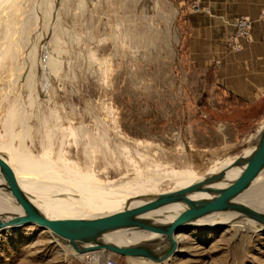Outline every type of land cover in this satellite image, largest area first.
<instances>
[{
	"label": "rangeland",
	"instance_id": "rangeland-1",
	"mask_svg": "<svg viewBox=\"0 0 264 264\" xmlns=\"http://www.w3.org/2000/svg\"><path fill=\"white\" fill-rule=\"evenodd\" d=\"M16 1L0 14V91L7 96L0 109L2 144L10 140L2 127L4 108L18 100L30 116L24 144L33 154L41 150L38 119L51 115L53 124L66 128L63 151L70 160L80 148L72 145L69 129L80 124L96 133L99 125L111 139L130 146L148 143L174 159L184 149L187 162L199 163L203 172L217 158L241 154L264 123L263 104L246 106L227 98L220 104L205 91L199 69L184 60L182 17L170 0ZM44 11L50 15L44 17ZM32 47L39 59L35 67L27 58ZM11 48L13 55L7 53ZM52 54L62 62L48 69L44 65ZM25 70L40 77L34 88L26 87ZM17 143L14 139L12 148ZM58 144L55 140L54 151ZM234 229L183 228L170 259L145 264H264V229ZM108 257L115 264H134L105 252L79 256L37 225L0 231V264H102Z\"/></svg>",
	"mask_w": 264,
	"mask_h": 264
},
{
	"label": "bare ground",
	"instance_id": "bare-ground-1",
	"mask_svg": "<svg viewBox=\"0 0 264 264\" xmlns=\"http://www.w3.org/2000/svg\"><path fill=\"white\" fill-rule=\"evenodd\" d=\"M15 1L16 0H14V2ZM40 1L43 2V0ZM12 3L13 0H0V14L4 9L10 7ZM34 7L36 10V6ZM40 7L38 6V9H40ZM43 15L45 17L50 14L44 11ZM41 17H43L42 14ZM4 21L6 20L4 19ZM38 33H40L39 30ZM4 37H2V40ZM23 37L25 36L23 35ZM36 37L39 38L40 36L37 35ZM32 39L30 38V40ZM42 44L43 46L46 45V43L45 45L44 43ZM22 45L24 44L22 43ZM16 48L18 49V47ZM13 52L14 50L12 48L7 51V53L10 55H13ZM36 55L34 48L32 47L27 56V58L30 59L31 65H34L39 61ZM8 58L10 61L12 60L15 63V58ZM61 60H59V58L57 59L53 54L51 56L49 55V59H47L45 62L47 65L44 63V66H48V69L49 67L52 68L57 64L60 65L62 62ZM31 65L28 64L27 68H30L29 66ZM12 70L17 71V69L13 68L11 71ZM28 72V77L25 73H23V75L25 74L27 77V86H25L28 87V89H31L37 86V81L40 77L37 76L38 78H36L34 74L37 73H34L32 76H30L31 74L29 75ZM7 75L10 76V73ZM39 76H41V74ZM7 80L9 79L7 78ZM15 84L17 85V83H14V85ZM2 86L4 87V85ZM39 88H41V86ZM5 92L6 91H0V109L2 108L1 104L4 101H7ZM9 101H12V99ZM28 101L30 102V100ZM29 118L30 116L25 112L18 100H14L12 103L8 104L6 108H4V113L2 115V127L4 133L10 137V140L7 139L8 142L4 141L2 144L1 140L3 138L0 136V161L11 170L17 181V184L29 201H31V203L43 216L49 219H95L117 213L125 208H133L152 200V198H154L156 195L177 191L197 183L208 176L217 174L223 169L227 168L238 156L217 158L215 163L211 165V168L205 169L203 172H201L199 170V163L190 164L187 162L188 160L185 159L186 152L184 149H181L179 156L174 159L170 152L163 151L160 148L152 149L148 143H137L133 146H130L126 143H123L114 136L111 139L107 131L105 129L99 128V125L96 129L97 132L94 133L95 131L93 132V130L78 124L74 127V129H69V135L73 140L72 145H74L76 148H80L79 155H77L75 160H70L65 157L66 155L64 156L65 151H63L64 139L67 136V131L65 130L66 128L63 129V127L61 128L53 124V118L51 115H42L40 116V119H38L40 122V128L42 129L40 131L41 150L37 154H33L31 150H29L24 144L25 140L29 138L31 133L30 130L32 128H30L28 125ZM263 130L264 123L258 128L255 134L249 137L248 144L250 145L253 143L256 135ZM14 139H16L18 142V146L12 148L11 143ZM55 140L59 142L56 151H54ZM244 151L245 149L242 152ZM177 161L181 162V164L177 165ZM241 172L242 169H233L229 171L226 174V177L222 181L216 183L213 187L218 189L228 187L239 177ZM4 185V180L0 175V220L11 219L23 214L21 207L12 197L10 192L4 188ZM263 195L264 168L252 181L250 186L244 192L233 198L231 202L247 205L252 209L264 214ZM211 197V194L208 193L193 192L187 195V200L197 205L210 199ZM187 208L188 206L186 204L178 202L148 212L141 217L148 220L152 224L169 225L174 219H176V217L186 211ZM205 227H209V229L227 227L231 229L235 228L238 231H242L243 229H255L256 231L263 229L262 226L232 210L209 213L196 220L190 221L185 226H183L184 229H199ZM7 228L9 227H4L0 229V231ZM174 240L176 242V252L178 246L177 244L179 243V234L174 236ZM99 242L102 245H113L118 247H143L150 252L157 254L166 252L171 246L168 240L162 235L135 229L117 230L104 234ZM67 245L71 247L79 256L84 255L88 257L89 255L91 256L92 254H96L98 252L112 254L106 249L101 248L93 251L77 252V248L83 249V247H86V245L79 246L74 242H68ZM172 255L169 257L171 258ZM169 257L164 261L170 259ZM127 258L133 259L134 264H145L147 262L159 263L157 261H152L143 257ZM88 261L90 262V260Z\"/></svg>",
	"mask_w": 264,
	"mask_h": 264
},
{
	"label": "water",
	"instance_id": "water-1",
	"mask_svg": "<svg viewBox=\"0 0 264 264\" xmlns=\"http://www.w3.org/2000/svg\"><path fill=\"white\" fill-rule=\"evenodd\" d=\"M264 168V130L258 133L245 151L225 169L217 174L170 193H161L152 200L133 208H125L117 213L95 219H49L43 216L23 193L11 170L0 161V175L6 188L23 214L11 219L0 220V229L4 227L16 228L26 225H37L49 230L53 237L62 242L86 245L77 252L106 249L108 252L124 257H143L152 261L163 262L175 253L176 242L174 236L178 234L188 222L196 220L213 212L232 210L243 217L255 222L264 229V214L243 204L232 203L231 200L244 192ZM233 169H242L239 177L228 187L218 189L213 187L222 181L226 174ZM193 192L211 194V198L194 204L187 200V195ZM184 203L187 210L181 213L169 225L152 224L141 216L173 203ZM135 229L162 235L171 244L170 248L162 253H152L143 247H118L102 245L99 240L104 234L117 230Z\"/></svg>",
	"mask_w": 264,
	"mask_h": 264
},
{
	"label": "crops",
	"instance_id": "crops-1",
	"mask_svg": "<svg viewBox=\"0 0 264 264\" xmlns=\"http://www.w3.org/2000/svg\"><path fill=\"white\" fill-rule=\"evenodd\" d=\"M170 1L182 17L184 60L199 69L205 91L220 104L227 98L235 104L264 105V22L259 20L264 0ZM239 17L252 22L249 42L235 37ZM229 39L240 48L231 50Z\"/></svg>",
	"mask_w": 264,
	"mask_h": 264
},
{
	"label": "built area",
	"instance_id": "built-area-1",
	"mask_svg": "<svg viewBox=\"0 0 264 264\" xmlns=\"http://www.w3.org/2000/svg\"><path fill=\"white\" fill-rule=\"evenodd\" d=\"M192 9H195L193 6ZM259 20L264 22V6L263 9L261 10V13L259 15ZM235 37L238 39H242L245 42H249L251 38V28H252V22L248 20L245 17H239L235 23ZM228 47L231 50H238L240 48L239 44L233 43L231 39L228 41ZM90 264H93V262H89ZM98 263V262H97ZM95 263V264H97ZM102 264H115L114 260L111 259L110 257L106 258Z\"/></svg>",
	"mask_w": 264,
	"mask_h": 264
}]
</instances>
